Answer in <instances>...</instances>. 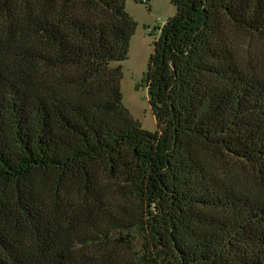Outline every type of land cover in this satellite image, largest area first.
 I'll return each instance as SVG.
<instances>
[{
    "label": "trees",
    "instance_id": "1",
    "mask_svg": "<svg viewBox=\"0 0 264 264\" xmlns=\"http://www.w3.org/2000/svg\"><path fill=\"white\" fill-rule=\"evenodd\" d=\"M171 2L152 132L125 0H0V264H264V0Z\"/></svg>",
    "mask_w": 264,
    "mask_h": 264
},
{
    "label": "rangeland",
    "instance_id": "2",
    "mask_svg": "<svg viewBox=\"0 0 264 264\" xmlns=\"http://www.w3.org/2000/svg\"><path fill=\"white\" fill-rule=\"evenodd\" d=\"M125 9L137 25L129 41L128 57L113 65H119L122 70L123 104L143 128L154 132L157 122L149 104L145 74L159 29L176 12V6L171 0H125ZM238 39L248 57L264 67V36L245 33L238 35Z\"/></svg>",
    "mask_w": 264,
    "mask_h": 264
}]
</instances>
